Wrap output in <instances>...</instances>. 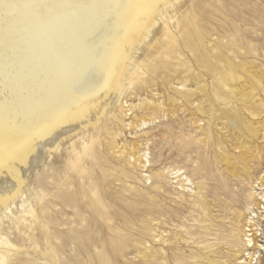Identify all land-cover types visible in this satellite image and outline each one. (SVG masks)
I'll use <instances>...</instances> for the list:
<instances>
[{
    "label": "bare ground",
    "instance_id": "bare-ground-1",
    "mask_svg": "<svg viewBox=\"0 0 264 264\" xmlns=\"http://www.w3.org/2000/svg\"><path fill=\"white\" fill-rule=\"evenodd\" d=\"M202 3L201 7L195 0L181 12L182 0H0V207L7 209L44 159L57 152L63 141L76 137L78 140L67 149L66 173L73 171L74 177L82 179L83 189L89 191L91 199L100 203L86 162L91 158L99 164L101 148L111 153L117 150L112 127L115 123L127 126L117 116L124 117L127 112L119 98L136 95L143 89L152 94V87L158 89L155 80L159 74L166 78L171 73L169 77L181 79L177 82L185 87L194 80V70L187 66L188 56L202 72L200 77L209 80L214 98L233 105L232 111L211 114V119L225 121L244 144L256 137L264 147V134H259L264 120L260 126H255L254 120L249 122V118L264 115V100L259 99L260 92L264 94V72H252V64L245 61L237 26L222 36L202 26L207 22L205 9L217 12L216 4L220 3L225 10L228 0ZM139 47L142 54L135 57ZM178 73L184 76L178 78ZM206 86L203 82L196 87L205 97ZM157 89L152 95L156 101L160 98ZM166 100L177 109L184 104L194 106L189 91L179 94L178 99L169 95ZM162 107L156 102L146 105L144 113L132 118L136 127L153 123ZM198 129L202 136L206 135L201 127ZM178 139L187 146L193 138ZM242 142L237 147L241 150L239 156H234L237 162L224 156L233 178L249 174L246 154L250 149ZM119 154L126 165L131 159L132 163H143L138 150ZM249 157L262 163L259 152ZM99 169L104 175L102 165ZM50 171L48 168L47 180L54 177ZM68 176L57 198L76 207L74 193L68 192ZM242 199L244 211H232L238 228L228 245L231 248L239 241L249 249L257 246L252 222L255 215L250 208L253 199L250 193ZM97 205L94 214L99 211ZM210 206L207 202L202 209L206 211ZM41 210L45 211L43 206ZM80 221L84 223L85 218ZM201 222L206 224L200 226L205 231L212 228L208 218L200 217L198 223ZM149 230L152 231L150 226ZM84 234L92 244L91 231L86 228ZM80 236L78 233L77 238ZM5 245L8 243L0 240V246ZM144 253L140 254L146 262H156V254ZM212 253L203 254L197 248L191 258L202 264H219L213 261ZM240 253L237 250L233 257L236 259ZM3 262L0 257V264Z\"/></svg>",
    "mask_w": 264,
    "mask_h": 264
},
{
    "label": "rangeland",
    "instance_id": "rangeland-1",
    "mask_svg": "<svg viewBox=\"0 0 264 264\" xmlns=\"http://www.w3.org/2000/svg\"><path fill=\"white\" fill-rule=\"evenodd\" d=\"M182 1L181 12L195 2ZM203 1L196 0L201 7ZM228 3L225 10L220 3L216 4L217 12L205 9L207 22L202 26L219 36L231 33L237 26L245 47L241 51L246 52L245 61L252 64V72L260 74L264 72V0H228ZM141 54L139 47L135 57ZM186 62L194 70V80L185 87L179 85L181 79L172 80L171 73L166 78L159 74L155 80L158 89L152 87V94L143 89L136 95L119 98L127 112L124 117L116 114L127 126L115 123L112 127L118 152L101 148L99 164L104 175L100 165L91 158L86 162L100 203L91 199L89 191L83 189L82 179L74 177L73 171L66 173L67 149L78 140L76 137L63 141L57 152L44 159L22 184L20 194L9 202L7 209L0 207V240L8 243L0 246L2 264H149L140 253L150 251L157 255L154 264H202L197 258H191L197 248L203 254L213 252V261L219 264H264L262 140L252 137L244 144L243 138L226 126L225 121L211 119V114L219 116L222 111H232L233 105L214 98L209 80L200 77L202 72L193 66L192 56H188ZM177 76L184 75L178 73ZM203 82L207 85L206 97L196 89L197 84ZM156 89L160 96L158 101L152 97ZM185 91L191 92L194 106L184 104L177 109L166 100L169 95L178 99ZM259 99L264 100L261 92ZM155 102L163 106L156 120L136 127L132 118L139 117L146 105ZM250 120L260 126L264 115ZM199 127L206 135L202 136ZM259 134H264V126ZM178 138L194 140L185 146ZM241 142L250 149L246 154L250 161L249 174L233 178L224 160L228 157L237 162L234 156H239L241 150L237 147ZM123 150H138L143 163L135 164L131 159L130 165H126L119 154ZM258 152L261 164L249 157ZM225 155L228 156L224 159ZM48 168L52 169L49 173L54 176L52 180L45 179ZM121 169L123 174H120ZM66 175H69L68 192L74 193L76 207L57 198L64 188ZM248 193L253 199L250 208L255 215L252 222L257 246L246 249L237 241L230 248L228 242L236 236L238 228L232 211H244L242 196ZM207 202L211 206L205 211L202 208ZM250 202L251 199L246 204ZM96 205L99 211L94 214ZM200 217L212 223L209 231L200 227L206 225L198 223ZM83 218L85 222L81 223ZM86 228L91 231L92 244L84 234ZM78 233L81 236L77 238ZM110 243L116 246H109ZM237 250L241 253L235 259Z\"/></svg>",
    "mask_w": 264,
    "mask_h": 264
}]
</instances>
